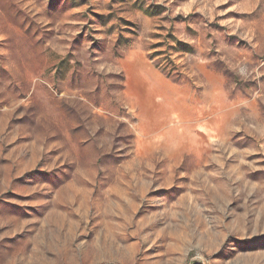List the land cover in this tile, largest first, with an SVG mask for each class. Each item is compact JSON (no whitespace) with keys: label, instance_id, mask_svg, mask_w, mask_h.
Here are the masks:
<instances>
[{"label":"rangeland","instance_id":"obj_1","mask_svg":"<svg viewBox=\"0 0 264 264\" xmlns=\"http://www.w3.org/2000/svg\"><path fill=\"white\" fill-rule=\"evenodd\" d=\"M0 264H264V0H0Z\"/></svg>","mask_w":264,"mask_h":264}]
</instances>
